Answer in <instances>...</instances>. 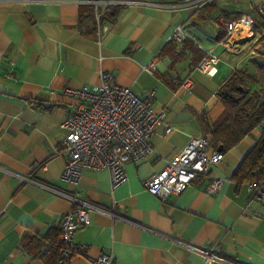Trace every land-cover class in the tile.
Returning <instances> with one entry per match:
<instances>
[{"label":"crops","instance_id":"0c3cea01","mask_svg":"<svg viewBox=\"0 0 264 264\" xmlns=\"http://www.w3.org/2000/svg\"><path fill=\"white\" fill-rule=\"evenodd\" d=\"M260 2L0 0V264H48L27 248L28 236L60 232L63 214L75 209L52 187L126 218L93 211L91 223L74 234L88 255L111 253L114 264H207L186 241L217 243L240 264H264V204L250 200L246 182L233 178L260 126L224 151L211 144L224 152L211 168V175L227 178L219 191L207 192L205 174L164 199L144 185L192 136L211 138L226 110L219 88L236 70H254L264 60ZM244 14L256 21L253 33L244 37L239 28L227 36L225 23ZM179 26L187 34L175 40L177 51L187 42L183 54H163ZM208 52L219 58L212 74L199 66ZM101 70L142 95L153 91L156 109L166 110L155 127V150L139 164L127 163L128 180L115 189L106 168H84L77 183L62 178L68 159L60 143L62 122L75 102L63 88L98 84ZM189 75L194 86L186 90ZM67 264L92 263L75 254Z\"/></svg>","mask_w":264,"mask_h":264},{"label":"built area","instance_id":"2783aa9c","mask_svg":"<svg viewBox=\"0 0 264 264\" xmlns=\"http://www.w3.org/2000/svg\"><path fill=\"white\" fill-rule=\"evenodd\" d=\"M209 1L211 0H195V3L200 6ZM257 11L264 15V0L258 4ZM255 24V19L246 14L229 20L225 23L227 36H231L239 28L244 29L242 25L253 33ZM185 37L187 34L179 26L173 31L170 39L180 42ZM218 60L216 54L208 52L199 66L212 74L216 71L214 64ZM152 68L154 66L150 65L146 69ZM99 79V83L92 86L67 85L63 88V93L72 97L75 102L62 122L66 133L60 143L68 155L62 178L77 183L84 168H106L110 174L111 187L115 189L128 180L127 163L139 164L155 150V127L165 117L166 110L156 109L153 91L142 95L132 87L122 86L116 82L114 74L110 71L101 70ZM182 86L186 90L194 86L191 75L185 78ZM223 158L224 152L211 147V138L208 135L192 136L175 157L166 159L167 163L161 171L154 172L144 180V185L151 194L164 199L173 194H180L195 178L205 174L210 176L206 190L213 194L219 191L227 180L226 177L211 175L212 166ZM19 176L25 181H39L33 176ZM246 185L248 198L264 204V176L247 181ZM52 189L70 199L75 206L72 211L64 213L60 221V239L64 248L58 264H67L75 254L87 257L92 264H114L115 258L111 253L88 255L86 247L74 241V234L80 226L91 223L93 211H101L115 218H126L115 208L102 206L75 192L56 187ZM181 242L187 248L200 253L207 264H240L224 255L217 243L200 246Z\"/></svg>","mask_w":264,"mask_h":264},{"label":"trees","instance_id":"16d2710c","mask_svg":"<svg viewBox=\"0 0 264 264\" xmlns=\"http://www.w3.org/2000/svg\"><path fill=\"white\" fill-rule=\"evenodd\" d=\"M260 16L264 24V15L260 14ZM186 43L177 51V42L172 38L162 52L177 58L183 54ZM197 50L202 51L200 48ZM200 60L201 57L198 61ZM217 95L225 103L226 110L221 120L212 127L211 144L217 148L222 146L224 151L251 133L255 127L260 126L261 135L242 159L233 178L238 184L262 178L264 176V60L257 61V68L254 70L245 68L236 70L219 88ZM26 246L36 253L35 255L42 256L48 264H58L64 248L59 231H51L44 235L30 234Z\"/></svg>","mask_w":264,"mask_h":264},{"label":"bare ground","instance_id":"6f19581e","mask_svg":"<svg viewBox=\"0 0 264 264\" xmlns=\"http://www.w3.org/2000/svg\"><path fill=\"white\" fill-rule=\"evenodd\" d=\"M243 26H245V25H243ZM243 28H244V34H245V33H246V34H247V33H248V34L250 33V31H249L250 29H248V27H243ZM241 32H242V31H241ZM244 37H245V36H244ZM244 39H245V38H244Z\"/></svg>","mask_w":264,"mask_h":264},{"label":"rangeland","instance_id":"374dc122","mask_svg":"<svg viewBox=\"0 0 264 264\" xmlns=\"http://www.w3.org/2000/svg\"><path fill=\"white\" fill-rule=\"evenodd\" d=\"M242 35H244V36H245V35H251V32H250L249 34H248V33H247V34H246V33H245V34L243 33ZM229 46H230V45H229ZM230 47H235V46L231 45ZM263 48H264V47H263Z\"/></svg>","mask_w":264,"mask_h":264},{"label":"water","instance_id":"95a60500","mask_svg":"<svg viewBox=\"0 0 264 264\" xmlns=\"http://www.w3.org/2000/svg\"><path fill=\"white\" fill-rule=\"evenodd\" d=\"M219 149H222V146H220Z\"/></svg>","mask_w":264,"mask_h":264}]
</instances>
